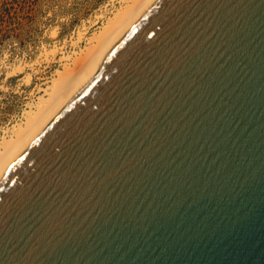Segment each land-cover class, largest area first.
Here are the masks:
<instances>
[{
    "label": "water",
    "instance_id": "95a60500",
    "mask_svg": "<svg viewBox=\"0 0 264 264\" xmlns=\"http://www.w3.org/2000/svg\"><path fill=\"white\" fill-rule=\"evenodd\" d=\"M0 264H264V0H159L0 179Z\"/></svg>",
    "mask_w": 264,
    "mask_h": 264
},
{
    "label": "rangeland",
    "instance_id": "374dc122",
    "mask_svg": "<svg viewBox=\"0 0 264 264\" xmlns=\"http://www.w3.org/2000/svg\"><path fill=\"white\" fill-rule=\"evenodd\" d=\"M119 8L120 0H0V142L42 96L79 35L99 32Z\"/></svg>",
    "mask_w": 264,
    "mask_h": 264
},
{
    "label": "bare ground",
    "instance_id": "6f19581e",
    "mask_svg": "<svg viewBox=\"0 0 264 264\" xmlns=\"http://www.w3.org/2000/svg\"><path fill=\"white\" fill-rule=\"evenodd\" d=\"M158 2L120 0V8L107 18L99 32L87 39L79 35L73 43V52L61 56V70H56L53 78L43 84V89L40 87L42 96L0 142V179L73 98L102 72L113 49ZM82 42L85 43L83 48L80 47Z\"/></svg>",
    "mask_w": 264,
    "mask_h": 264
}]
</instances>
